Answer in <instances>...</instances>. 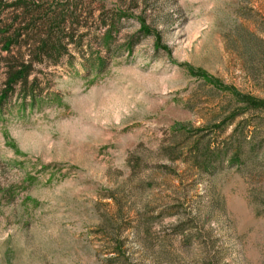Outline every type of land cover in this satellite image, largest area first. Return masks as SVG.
Instances as JSON below:
<instances>
[{
  "label": "rangeland",
  "instance_id": "1",
  "mask_svg": "<svg viewBox=\"0 0 264 264\" xmlns=\"http://www.w3.org/2000/svg\"><path fill=\"white\" fill-rule=\"evenodd\" d=\"M42 1L77 48L0 113V264H264V115L216 129L233 91L264 99L229 45L264 28V0Z\"/></svg>",
  "mask_w": 264,
  "mask_h": 264
},
{
  "label": "trees",
  "instance_id": "2",
  "mask_svg": "<svg viewBox=\"0 0 264 264\" xmlns=\"http://www.w3.org/2000/svg\"><path fill=\"white\" fill-rule=\"evenodd\" d=\"M122 18H126V14L117 10L109 15L108 20L100 23L107 27L100 39L104 49L116 24ZM73 19L75 18H72L65 8H49L42 0H0V64L4 75L0 92V113L4 114L6 104L12 96L21 100L23 108L27 106V100L32 106L36 103L40 97L37 95L38 86L36 79L30 80L34 66L44 63L56 64L59 59L67 56L68 45L73 44L74 48H77V42L73 40V24L66 26L67 21ZM262 34L264 28H258L256 25L253 30L237 27L231 32L229 45L232 52L242 67L251 73L264 68ZM95 61L99 63L97 71H100L103 68V60L96 55ZM213 88L217 90V87ZM232 97L234 108L227 118L219 122L216 129H221L227 122H232L249 112L264 115V99L238 91H233ZM236 133L235 128L230 137L234 138ZM239 157L236 154L230 162H239ZM189 158L199 169L207 170L208 165H211L209 161L212 156L201 152L198 147H195Z\"/></svg>",
  "mask_w": 264,
  "mask_h": 264
}]
</instances>
